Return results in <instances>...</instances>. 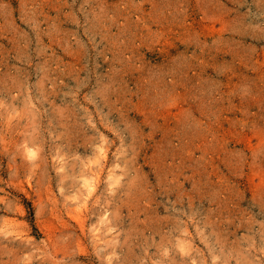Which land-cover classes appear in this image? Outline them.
<instances>
[{
	"label": "rangeland",
	"instance_id": "374dc122",
	"mask_svg": "<svg viewBox=\"0 0 264 264\" xmlns=\"http://www.w3.org/2000/svg\"><path fill=\"white\" fill-rule=\"evenodd\" d=\"M0 264H264V0H0Z\"/></svg>",
	"mask_w": 264,
	"mask_h": 264
},
{
	"label": "bare ground",
	"instance_id": "6f19581e",
	"mask_svg": "<svg viewBox=\"0 0 264 264\" xmlns=\"http://www.w3.org/2000/svg\"><path fill=\"white\" fill-rule=\"evenodd\" d=\"M90 185H91V184H90ZM76 220L79 221L78 218H77ZM80 222H81V221H80ZM82 222H83V221H82Z\"/></svg>",
	"mask_w": 264,
	"mask_h": 264
}]
</instances>
